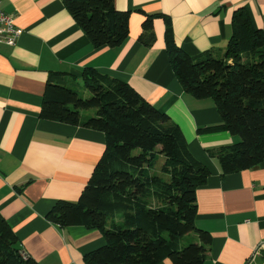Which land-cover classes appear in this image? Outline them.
<instances>
[{
  "label": "crops",
  "instance_id": "1",
  "mask_svg": "<svg viewBox=\"0 0 264 264\" xmlns=\"http://www.w3.org/2000/svg\"><path fill=\"white\" fill-rule=\"evenodd\" d=\"M129 11L130 33L119 47L96 48L63 0H1L21 35L0 42V214L19 238L22 252L38 264H87L86 254L103 247L100 230L62 228L47 219L60 201L77 202L106 150L102 132L41 118L49 78L67 85L87 68L128 82L178 124L194 157L210 170L197 191L196 225L212 236L205 264H264V162L223 176L211 150L239 139L228 131L203 132L222 124L213 99H197L179 82L166 49V22L190 56L225 54L233 14L246 7L264 37V0H115ZM155 41L143 43L147 15ZM62 74V75H61ZM84 84V82H83ZM95 115L83 111V119ZM194 242H199L196 234ZM158 264H173L164 260Z\"/></svg>",
  "mask_w": 264,
  "mask_h": 264
},
{
  "label": "trees",
  "instance_id": "2",
  "mask_svg": "<svg viewBox=\"0 0 264 264\" xmlns=\"http://www.w3.org/2000/svg\"><path fill=\"white\" fill-rule=\"evenodd\" d=\"M66 9L96 48L119 47L130 33L129 11L115 0H63ZM147 15L140 40L155 41ZM166 49L184 90L211 98L222 124L203 132L228 131L239 141L210 155L223 176L264 162V37L246 7L233 14V35L225 54L192 57L176 42L170 18ZM62 75V74H61ZM82 79L90 97L49 78L41 118L102 132L106 150L77 202L60 201L47 219L62 228L100 230L106 244L85 256L87 264H205L212 236L196 225L197 191L210 170L190 152L171 117L142 97L128 82L87 68ZM95 110L83 119L82 112ZM160 159L165 160L156 172ZM196 234L194 240L185 239ZM189 242V240H188ZM20 241L0 214V264H38L21 255Z\"/></svg>",
  "mask_w": 264,
  "mask_h": 264
},
{
  "label": "built area",
  "instance_id": "3",
  "mask_svg": "<svg viewBox=\"0 0 264 264\" xmlns=\"http://www.w3.org/2000/svg\"><path fill=\"white\" fill-rule=\"evenodd\" d=\"M21 33V30L15 26L13 16L0 10V42L13 46L16 44ZM259 249L263 250L262 254L264 255V245L259 247L255 254L259 253ZM21 255L24 258H28L25 252H21Z\"/></svg>",
  "mask_w": 264,
  "mask_h": 264
},
{
  "label": "rangeland",
  "instance_id": "4",
  "mask_svg": "<svg viewBox=\"0 0 264 264\" xmlns=\"http://www.w3.org/2000/svg\"><path fill=\"white\" fill-rule=\"evenodd\" d=\"M66 86L69 87V88H71V89H73V90H75V91H77L80 94V96L83 97V98H85V99H87V98L90 97V93L84 87V84H83L82 81H77L76 83H69ZM90 111H94L95 112V110H90ZM92 116H94V115L92 114L90 117H92ZM164 162H165V160H163V159H160L159 160L158 165H157V168L155 170L156 172H158V171L161 170V167L163 166ZM193 236H194V234L188 236L185 239L184 242H185L186 245L189 244V243H191L193 241L192 240L193 239ZM188 240H189V242H188Z\"/></svg>",
  "mask_w": 264,
  "mask_h": 264
}]
</instances>
